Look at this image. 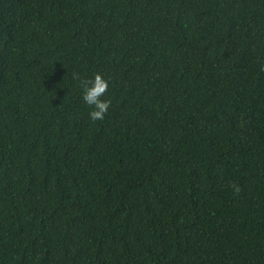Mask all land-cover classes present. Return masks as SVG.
Listing matches in <instances>:
<instances>
[{
  "label": "trees",
  "instance_id": "obj_1",
  "mask_svg": "<svg viewBox=\"0 0 264 264\" xmlns=\"http://www.w3.org/2000/svg\"><path fill=\"white\" fill-rule=\"evenodd\" d=\"M0 264H264V0H0Z\"/></svg>",
  "mask_w": 264,
  "mask_h": 264
},
{
  "label": "clouds",
  "instance_id": "obj_2",
  "mask_svg": "<svg viewBox=\"0 0 264 264\" xmlns=\"http://www.w3.org/2000/svg\"><path fill=\"white\" fill-rule=\"evenodd\" d=\"M81 84L83 89L81 99L89 109L87 113L89 121L92 123L103 121L112 107V100L106 95L110 89L109 80L97 72L93 78L82 80ZM229 188L233 194H239L241 191L239 185L235 183L230 184Z\"/></svg>",
  "mask_w": 264,
  "mask_h": 264
}]
</instances>
